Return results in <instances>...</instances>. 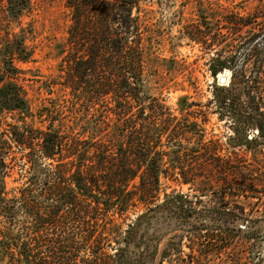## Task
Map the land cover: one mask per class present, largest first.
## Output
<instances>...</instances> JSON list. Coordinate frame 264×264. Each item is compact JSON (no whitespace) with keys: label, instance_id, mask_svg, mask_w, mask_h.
Wrapping results in <instances>:
<instances>
[{"label":"trees","instance_id":"trees-1","mask_svg":"<svg viewBox=\"0 0 264 264\" xmlns=\"http://www.w3.org/2000/svg\"><path fill=\"white\" fill-rule=\"evenodd\" d=\"M141 1L66 0L72 22L68 29L69 47L61 66L63 83L76 99L114 103L108 108L116 115V127L122 136L120 143L110 146L78 133L13 126L12 138L26 150L24 156L30 162L37 156L57 162H51V196H43L52 205H21L31 221L22 224L15 234L8 227H0V264H163L166 258L170 264H206L194 253L195 249L208 253L214 247L252 237L238 223L247 220L244 207L236 203L242 209L240 213L230 201H224L227 196L248 198L259 191L261 179L248 176L240 157H223L219 154L222 144L211 139L176 151L173 161L163 167L166 151L161 149V134L171 128L174 139L193 128L192 123L184 124L172 116L159 97L148 96L146 103L142 96L144 31L140 14H134ZM26 5L25 0H10L15 15ZM249 23L241 18L242 27ZM263 32L261 28L248 41L243 39V43L253 44L250 57H255L258 66L250 83L241 85L245 74L232 73L233 80H238V84H232L237 92L255 91L262 98L264 53L258 38ZM204 41L208 42L205 38ZM30 57L31 50L23 37L0 31V79L8 77L7 85L0 87V123L4 112L22 114L28 110L24 89L15 82L20 72L15 60L27 61ZM159 120L161 129L155 127ZM11 147L7 139L2 140L0 176L7 174L5 155ZM91 147L96 152L103 151L91 155ZM101 170L105 185L99 178ZM162 174L190 183L202 193L213 192L214 203L197 208L192 205L193 200L180 199L153 207L127 229L125 245L115 253L109 252L106 232L113 220L109 212L123 210L134 197L153 203L159 197ZM68 181L74 187L67 186ZM5 188L1 182L0 197ZM31 191L29 186L22 189L23 202H37L27 198ZM69 218L77 224L73 225ZM15 220V216L10 219ZM175 231H182L181 239L187 238L192 253L185 256L175 238L167 248L159 250L160 241Z\"/></svg>","mask_w":264,"mask_h":264},{"label":"rangeland","instance_id":"rangeland-1","mask_svg":"<svg viewBox=\"0 0 264 264\" xmlns=\"http://www.w3.org/2000/svg\"><path fill=\"white\" fill-rule=\"evenodd\" d=\"M25 2L27 5L15 15L10 9V0H0L1 34L23 37L32 53L27 61L15 60L20 69L15 82L24 89L28 110L22 114L4 112L0 123V144L7 139L12 146L5 155L9 164L7 174L0 176V183L6 187L0 197V227H8L14 234L22 224L31 221L21 205H52L44 201L43 196H51L53 178L50 170L54 168L51 162H57L43 156L32 158L30 162L24 156L26 150L12 138L14 125L21 129L78 133L92 142L102 141L110 146L120 143L122 136L116 127V115L108 108L114 103H107V106L76 99L63 83L61 66L67 55L68 29L72 22L66 0ZM134 14H140L144 31L142 96L146 103L148 96L159 97L172 116L184 124L192 123L193 128L174 139L170 136L171 128L161 134V149L166 151L163 167L173 161L176 151L213 139L222 144L219 154L233 159L240 157L248 176L261 179L255 196L232 199L227 196L224 200L230 201L231 207L240 213L239 205L244 207L247 220L238 223L252 237L241 243H226L222 248L212 247L208 253L201 254L196 249L194 253L206 264H264V90L262 98L255 91L237 92L232 87L233 82L238 84V80L232 78L234 71L245 74L240 82L245 85L250 83L257 70L255 57H250L253 44L243 43V39L248 41L247 38L264 28V0H142L134 8ZM243 17L251 23L242 27ZM258 39L264 53V32ZM222 72H227L226 82H220ZM7 81L8 77L0 79V87L7 85ZM261 84L263 86L264 82ZM155 127L162 128L160 120ZM101 151L96 152L91 147L90 154ZM252 168L254 170H249ZM103 172L99 171L101 182L105 177ZM69 185L74 187L71 181H68ZM27 186L32 190L27 198L37 202L29 204L21 200L22 189ZM180 199L193 200L192 205L200 208L211 206L214 194L202 193L190 183L162 174L159 197L153 203L134 197L123 210L117 208L109 212L113 220L106 232L110 238L107 250L115 253L117 248L125 245L127 229L139 216L166 201ZM12 216H15V222L10 221ZM69 219L73 225L77 224L76 220ZM181 232L165 236L159 250L163 251L175 238L185 256L192 253L187 238L181 239ZM163 264H170L169 260L166 258Z\"/></svg>","mask_w":264,"mask_h":264},{"label":"bare ground","instance_id":"bare-ground-1","mask_svg":"<svg viewBox=\"0 0 264 264\" xmlns=\"http://www.w3.org/2000/svg\"><path fill=\"white\" fill-rule=\"evenodd\" d=\"M226 74H227V72L226 73L222 72V73L219 74V78L224 77V81L223 82H226L227 79H228Z\"/></svg>","mask_w":264,"mask_h":264},{"label":"water","instance_id":"water-1","mask_svg":"<svg viewBox=\"0 0 264 264\" xmlns=\"http://www.w3.org/2000/svg\"><path fill=\"white\" fill-rule=\"evenodd\" d=\"M229 73H231V72L229 71ZM223 81H224V77H221L220 82H223Z\"/></svg>","mask_w":264,"mask_h":264}]
</instances>
